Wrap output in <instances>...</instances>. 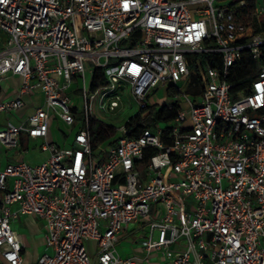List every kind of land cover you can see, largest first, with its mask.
Returning <instances> with one entry per match:
<instances>
[{"label": "built area", "instance_id": "2783aa9c", "mask_svg": "<svg viewBox=\"0 0 264 264\" xmlns=\"http://www.w3.org/2000/svg\"><path fill=\"white\" fill-rule=\"evenodd\" d=\"M9 76L20 84L0 114L44 100L0 126V147L40 141L48 156L0 167V264H26L20 216L41 221L50 251L33 264H264V0H0ZM159 89L180 99L175 119L137 137L114 127L96 162L97 95L105 113L122 93L141 111ZM56 123L67 146L49 139ZM139 231L131 244L146 257L122 258L121 235Z\"/></svg>", "mask_w": 264, "mask_h": 264}, {"label": "rangeland", "instance_id": "374dc122", "mask_svg": "<svg viewBox=\"0 0 264 264\" xmlns=\"http://www.w3.org/2000/svg\"><path fill=\"white\" fill-rule=\"evenodd\" d=\"M7 85L10 86V83L9 82L7 83V81L3 83L0 82V86L2 87V90ZM179 87L181 90H185L186 88V86L182 85V83H179ZM78 94H81V92H78ZM100 94L101 93L97 95L96 99L92 103L93 116L105 124L112 125L116 129L122 127L129 118L133 117L140 111L139 107L134 103V101L130 97V94L128 93H124V94L122 93V100L120 101V106L115 111H112L109 113L100 111L97 107V101H98ZM156 98H157V101H154V100L151 101L152 104L155 105L156 110H159L163 106L169 107V106L175 105L177 102L180 101V99L176 95H171V94L164 95V91L162 89H159L156 92ZM43 100H44L43 96H41L39 93L36 96L32 97L31 101L33 103V108L42 106ZM7 117L12 118L14 117V114H0V120H4V118L6 119ZM156 124H160V127L162 129H165L167 126V123L164 121H157ZM3 125H4V122L0 124L1 127ZM58 127L59 129L61 128L58 123L53 125V128H52L53 130L50 135V141H55L56 143H61V142L63 143L65 141L64 136L54 130ZM39 143L40 141L26 142L27 150L23 152V158L21 159L33 165L40 164L41 162H43L46 158V154L39 149V146H38ZM14 152L15 151L8 150V155L12 157V154H14ZM103 157H104L103 152L100 153L97 150L96 154L93 153V158L96 160V162L102 161ZM20 226L23 227V224H20ZM43 233H44V229H43ZM139 235L142 236L141 231L129 236L128 238L121 239V241L117 245V251L122 258L125 259L127 257L140 254L138 253L136 248H134L135 245L131 244V239L135 237H140ZM33 236L34 235H31L28 237V242L26 244L28 247V248L26 247L27 251H34V249H36L37 247L38 242L37 240L34 239ZM149 264H166V261L163 259V257L160 254H151Z\"/></svg>", "mask_w": 264, "mask_h": 264}, {"label": "crops", "instance_id": "0c3cea01", "mask_svg": "<svg viewBox=\"0 0 264 264\" xmlns=\"http://www.w3.org/2000/svg\"><path fill=\"white\" fill-rule=\"evenodd\" d=\"M5 81H7V83L9 82L11 87L9 85H7L2 90V87L0 86V88L2 90L0 100L15 96L17 93L19 84H20V79L18 77H15V76H9V77H7V79L0 81V82L3 83ZM39 94L41 96H43L40 92H39ZM36 95H34V96H36ZM34 96H32V97H34ZM32 97L31 96L24 97L26 107L23 110H20L16 113H13L14 117H12V118L7 117L6 119L4 118V120H0V124L4 122V125L6 123L18 125L19 123L23 122L35 110V108H33V103L31 101ZM154 101H157V98H155ZM15 115H17V116H15ZM51 132H50V135H51ZM61 135L64 136L65 141L63 143L61 142V143H57V144L67 146L68 142H67L66 135H64V134H61ZM49 139H50V137H49ZM21 150H22V152L15 151L14 154H12V157H10L8 155V150L0 147V167L3 168L5 165H7L9 163L17 162L19 160L24 161L21 158H23V152L27 150V145H26L25 141L23 142ZM45 154L47 157L48 156L47 153H45ZM24 162H26V161H24ZM26 163H28V162H26ZM28 164H30V163H28ZM30 165H33V164H30ZM15 224H16V226H15ZM20 224H23V227L20 226ZM13 225H14L13 229L17 232L19 239L21 240V242L25 248L24 253H23V258H24V262L26 264H33L38 260V258L40 256H42L45 253L50 252L45 246L42 223L37 218H34L32 216H20L13 223ZM37 231H39V232H37ZM31 235H34L33 237L35 240H37L38 243H37V247H36V249H34V251H27L26 250V247H27L26 244L28 242V237ZM122 238H128V236L125 233H123L120 237V241ZM136 250L140 254L139 255H133V256L146 257V253H144V251H142L139 248H136ZM133 256H130V257H133ZM130 257H127V258H130ZM149 260H150V256H149ZM147 264H149V262Z\"/></svg>", "mask_w": 264, "mask_h": 264}, {"label": "trees", "instance_id": "16d2710c", "mask_svg": "<svg viewBox=\"0 0 264 264\" xmlns=\"http://www.w3.org/2000/svg\"><path fill=\"white\" fill-rule=\"evenodd\" d=\"M217 55H208L207 59L211 66H215ZM254 68V62L248 59L246 56L243 58L240 65V71L243 74H248L250 70ZM94 80L97 84H102L100 79V72L94 73ZM94 87V84H93ZM2 90L0 88V98ZM176 117L175 106L169 108L167 106L161 107L156 110L155 106L150 107L147 110H141L139 113L129 118L125 127L130 137H137L141 132L148 128H153L157 121H164L166 123L171 122ZM115 129L113 126L106 125L104 123H98L92 121L90 123V136H91V149L94 153L97 147L101 144L113 145L115 143Z\"/></svg>", "mask_w": 264, "mask_h": 264}]
</instances>
